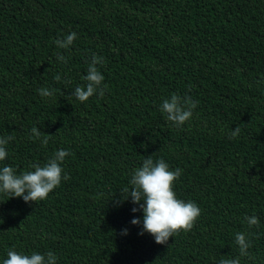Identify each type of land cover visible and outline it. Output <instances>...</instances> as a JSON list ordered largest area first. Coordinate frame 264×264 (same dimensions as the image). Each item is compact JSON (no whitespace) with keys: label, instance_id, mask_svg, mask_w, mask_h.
Returning a JSON list of instances; mask_svg holds the SVG:
<instances>
[{"label":"trees","instance_id":"trees-1","mask_svg":"<svg viewBox=\"0 0 264 264\" xmlns=\"http://www.w3.org/2000/svg\"><path fill=\"white\" fill-rule=\"evenodd\" d=\"M92 54L104 57L107 88L80 102ZM172 94L197 104L180 127L160 109ZM34 126L53 134L47 145ZM9 135L0 167L19 174L64 149L69 178L42 201L0 192V264L9 250L51 251L57 264H264V0H0V137ZM149 155L183 170L173 190L201 209L165 245L140 234L139 204L118 203ZM237 233L251 241L247 256Z\"/></svg>","mask_w":264,"mask_h":264},{"label":"clouds","instance_id":"clouds-1","mask_svg":"<svg viewBox=\"0 0 264 264\" xmlns=\"http://www.w3.org/2000/svg\"><path fill=\"white\" fill-rule=\"evenodd\" d=\"M77 38V33L71 32L64 39H57L55 44L58 48L68 49ZM57 60L67 63L66 57L59 53H57ZM103 63L104 57L92 54L91 60L88 62L87 74L83 77L86 84L78 85L73 92L80 102L87 101L97 93L101 97L104 95L107 85L101 87L105 78L97 68V65ZM54 79L59 82L61 76L57 74ZM38 91L41 96L50 97L57 90L40 88ZM196 106V102L192 101L189 96L180 97L177 94H172L170 98H165L162 101L160 109L166 114L168 121L180 127L191 119L192 110ZM240 131V127L236 126L231 131L230 138L237 137ZM31 133L33 138L40 139L42 146L47 145L53 135L46 134L35 126L31 128ZM12 139L11 135L0 137V161H4L7 157L6 145ZM68 155L70 153L67 150H58L45 164L33 163L30 165L32 170H26L19 174L17 169L12 166L0 167V192L9 194V198L20 197L26 203L46 199L49 193L60 185L62 179L69 178L63 174L64 169L61 166ZM182 172L181 168L170 170L169 165L163 159L154 162L152 155H149L143 160L142 166L134 170L130 179L131 189L124 188L122 190L127 195L123 199L121 198L118 203H123L130 197L133 204H139V210L143 212L140 234L149 233L157 244L165 245L174 234L191 231L201 214V209L197 204L177 198L173 190L174 182L179 179ZM137 210V208H133L132 212ZM244 219L249 227L259 225V219L254 215L246 216ZM131 224L139 225L140 220L132 219ZM123 234H127L126 229L123 230ZM235 240L239 246L240 255L247 256V250L251 247L248 236L245 233H237ZM3 264H57V257L51 251L46 254L32 252L30 255H26L9 250ZM219 264H240V259L239 257L225 258L221 259Z\"/></svg>","mask_w":264,"mask_h":264}]
</instances>
